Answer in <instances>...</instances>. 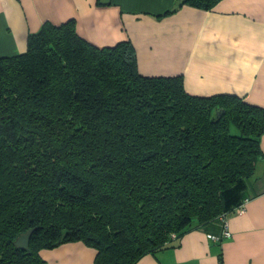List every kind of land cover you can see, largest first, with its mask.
Returning <instances> with one entry per match:
<instances>
[{"label":"trees","instance_id":"1","mask_svg":"<svg viewBox=\"0 0 264 264\" xmlns=\"http://www.w3.org/2000/svg\"><path fill=\"white\" fill-rule=\"evenodd\" d=\"M262 136L264 107L190 94L180 75L140 74L129 41L98 48L74 20L46 22L0 57V264L70 242L96 264L174 246L247 200Z\"/></svg>","mask_w":264,"mask_h":264},{"label":"crops","instance_id":"2","mask_svg":"<svg viewBox=\"0 0 264 264\" xmlns=\"http://www.w3.org/2000/svg\"><path fill=\"white\" fill-rule=\"evenodd\" d=\"M185 0H0V57L26 51L43 24L74 20L98 48L129 41L144 76H182L193 95L228 94L264 107V0H217L208 10ZM264 153V136L260 139ZM244 211L195 228L136 264H264V157L257 160ZM44 264H96V250L70 242L39 252Z\"/></svg>","mask_w":264,"mask_h":264},{"label":"built area","instance_id":"3","mask_svg":"<svg viewBox=\"0 0 264 264\" xmlns=\"http://www.w3.org/2000/svg\"><path fill=\"white\" fill-rule=\"evenodd\" d=\"M247 200H245L240 206L236 207L235 210L231 213H241L244 211V207H245V203ZM230 214H222L220 215L219 219L223 222V230L220 236H214L211 235L210 238L214 241H222L223 239L226 238H230L231 237V233L228 230V225L226 222V218L229 216Z\"/></svg>","mask_w":264,"mask_h":264},{"label":"water","instance_id":"4","mask_svg":"<svg viewBox=\"0 0 264 264\" xmlns=\"http://www.w3.org/2000/svg\"><path fill=\"white\" fill-rule=\"evenodd\" d=\"M110 0H101L102 4H107L109 3ZM32 234V230H29L28 232L20 235L14 242V246L16 248H19L21 250L27 251L29 249V241H30V236Z\"/></svg>","mask_w":264,"mask_h":264},{"label":"rangeland","instance_id":"5","mask_svg":"<svg viewBox=\"0 0 264 264\" xmlns=\"http://www.w3.org/2000/svg\"><path fill=\"white\" fill-rule=\"evenodd\" d=\"M40 256V254H38Z\"/></svg>","mask_w":264,"mask_h":264}]
</instances>
